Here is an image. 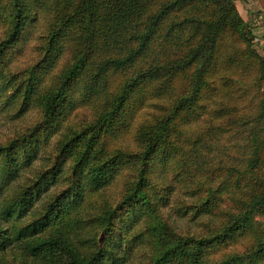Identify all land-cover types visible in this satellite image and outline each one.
Masks as SVG:
<instances>
[{
    "label": "trees",
    "instance_id": "16d2710c",
    "mask_svg": "<svg viewBox=\"0 0 264 264\" xmlns=\"http://www.w3.org/2000/svg\"><path fill=\"white\" fill-rule=\"evenodd\" d=\"M38 9L49 17L42 54L20 76L4 66ZM0 22L8 27L0 38V111H11V118L31 109L40 115L0 143V264H102L104 257L105 264H264V229L251 235L245 251L207 257L208 247L238 239L253 210L264 216V127L251 132L243 168L215 169L233 175L248 197L210 233H178L162 214L166 185L155 179L179 156L200 155L203 137L180 138L177 117L188 122L203 111L214 72L259 65L264 75V55L237 48L234 61L222 45L252 38L234 0H0ZM65 46L71 60L47 83L45 69ZM116 76L121 84L115 79L111 87ZM185 80L192 84L188 93L183 89L164 114L137 124L144 104L168 98ZM85 103L91 117L76 125L74 105ZM256 116L264 117V105ZM134 119L141 150L112 144ZM52 136L54 152L32 166ZM124 167L132 176L118 195ZM247 171L252 178L241 181ZM216 193L208 188L193 211L212 213Z\"/></svg>",
    "mask_w": 264,
    "mask_h": 264
},
{
    "label": "rangeland",
    "instance_id": "374dc122",
    "mask_svg": "<svg viewBox=\"0 0 264 264\" xmlns=\"http://www.w3.org/2000/svg\"><path fill=\"white\" fill-rule=\"evenodd\" d=\"M52 4V3H51ZM235 7L241 17L249 18V30L252 34L251 41L248 43L236 42L229 44L225 40V50L234 54V61L237 57V48L252 50L260 56L264 55V22L258 23L260 32L257 34L255 22L253 19L256 16L255 11L251 9L249 0H234ZM47 5H50L48 2ZM250 6V8H249ZM38 16L29 24L23 32L20 41L13 48V52L7 56V65L4 66L9 72H19L18 75H25L26 69L38 61L42 54L41 44L43 37L47 32L48 14L46 10L38 9ZM247 15V16H245ZM249 16V17H248ZM243 19V18H242ZM247 21V20H246ZM7 24L0 22V38L7 31ZM70 48L65 46L59 54L56 62L51 63L44 72V80L49 83L52 78L70 62ZM257 65V64H256ZM231 66L229 68H221L211 75L215 87L206 92L203 91L201 102H204L203 111L200 114L193 115L188 118V122H183V116L177 117V124L180 126V138H194L196 135H201L203 140L199 144L200 155L189 157L179 156L177 164L174 163L168 167L161 176L155 179H160L163 185H166L168 204L161 206L163 215L167 213L171 216L176 231L180 234H206L210 233L214 224L217 225L223 218V213L226 217L227 212H240L247 202V195L244 193V187L238 186L237 180L233 175L226 173L224 169L215 170L218 167H226L230 164L237 168H243L245 159L251 151L249 136L257 127H264V117L257 118V114L261 112L263 107L264 97V75L261 73V66H253L248 68L244 66ZM7 73V72H6ZM260 78L257 80V78ZM119 80V76L114 77L111 82V87L114 81ZM179 82L175 92L167 95L168 98L157 99L154 102L146 103L136 113V119L139 117L137 124L144 120L150 119L157 115L164 114L168 106L180 99L183 95L181 91L186 89V93L191 89L190 82ZM121 84V79L119 85ZM174 96V97H173ZM204 97V98H203ZM201 109V108H200ZM92 108L90 105L76 104L72 110L70 121L76 125H81L85 120L91 117ZM11 111H0V143L5 142L12 137L15 130L32 126L39 121V113L33 109L26 111L21 116L11 118ZM134 119L133 124H136ZM132 125L131 128L115 137L111 142L119 144V147L126 148L132 152L139 150L138 141L135 139L133 132L137 126ZM16 131L14 135H16ZM54 136L50 138V142L42 147L38 152V156L33 160L32 166L38 167L44 162L43 156H50L53 150L51 142ZM178 142L183 148H187L188 144L185 139ZM141 150V149H140ZM51 159H49L50 161ZM185 160V161H183ZM124 177L120 179V188L118 195L124 191V178L132 176L131 169L124 167ZM261 170V169H260ZM258 170L259 173L261 171ZM27 170L26 173H29ZM260 177L261 174H258ZM177 174V175H174ZM260 175V176H259ZM181 177L184 179H181ZM251 179L252 176L247 171L241 181ZM60 183V180L57 181ZM242 183V182H241ZM197 187L196 193L193 192ZM217 188V193L210 203L215 202L212 213H195L193 211L194 204L204 198L208 188ZM199 196V197H198ZM119 198V196H118ZM117 198V200H118ZM182 206L184 209L175 211L176 206ZM120 207L115 209V213L119 212ZM121 212V210H120ZM220 212V214H219ZM194 215V216H193ZM250 225L241 232V235L234 242L227 245H215L207 248V257L218 258L228 252L245 251L253 242L251 235L264 229V216L257 210H253L251 214ZM141 224L137 222L133 229L135 230ZM115 246V245H114ZM124 245L118 246L119 248ZM139 253V250L135 251ZM135 256V255H134ZM106 258L102 259V264H105Z\"/></svg>",
    "mask_w": 264,
    "mask_h": 264
},
{
    "label": "crops",
    "instance_id": "0c3cea01",
    "mask_svg": "<svg viewBox=\"0 0 264 264\" xmlns=\"http://www.w3.org/2000/svg\"><path fill=\"white\" fill-rule=\"evenodd\" d=\"M251 2V9H253L255 11V15L253 18H251V20L253 19L255 22H251V24H255L254 29L256 28V32L257 34L260 32V30H258L260 28L258 23H262L264 22V0H249ZM250 8V6H249ZM241 13V12H239ZM247 16V15H245ZM249 17V16H248ZM243 20L246 23H250V17L249 18H244L242 17ZM247 20V21H246ZM262 21V22H261ZM261 33H264V31H261ZM262 38H264V35L262 36Z\"/></svg>",
    "mask_w": 264,
    "mask_h": 264
}]
</instances>
